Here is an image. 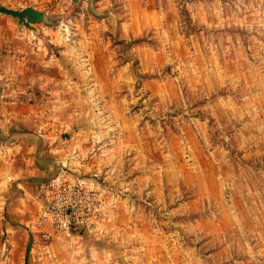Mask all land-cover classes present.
<instances>
[{
	"label": "rangeland",
	"instance_id": "374dc122",
	"mask_svg": "<svg viewBox=\"0 0 264 264\" xmlns=\"http://www.w3.org/2000/svg\"><path fill=\"white\" fill-rule=\"evenodd\" d=\"M0 4L47 16L27 28L0 15L1 80L29 85L51 58L119 73L104 88L116 128L104 97L96 142L121 154L136 144L134 159L85 179L102 212L118 207L102 236L88 233L96 214L77 229L91 235L86 258L97 255L85 264H264V0Z\"/></svg>",
	"mask_w": 264,
	"mask_h": 264
},
{
	"label": "crops",
	"instance_id": "0c3cea01",
	"mask_svg": "<svg viewBox=\"0 0 264 264\" xmlns=\"http://www.w3.org/2000/svg\"><path fill=\"white\" fill-rule=\"evenodd\" d=\"M81 59L69 64L47 59L29 85L0 79V264H85L97 258L96 251L85 256V249L93 248L87 246V232L76 230L72 239L45 241L42 234L52 232V227L38 223L53 178L95 182L102 165H116L123 155L134 159L128 152L136 144H124L121 154L116 141L114 146L96 142L102 137L97 103L104 97L110 103L108 126L116 128V99L112 89L104 88L116 86L119 73L111 78L106 66ZM120 69L125 72L127 66ZM89 102L94 104L91 108ZM113 211L118 207L96 214L88 233L102 236L105 218L110 220ZM125 224L114 228L130 235L131 226Z\"/></svg>",
	"mask_w": 264,
	"mask_h": 264
},
{
	"label": "built area",
	"instance_id": "2783aa9c",
	"mask_svg": "<svg viewBox=\"0 0 264 264\" xmlns=\"http://www.w3.org/2000/svg\"><path fill=\"white\" fill-rule=\"evenodd\" d=\"M48 188V203L41 210L39 224H50L45 241L70 239L78 228H88L95 214L103 209L99 194L83 178H53Z\"/></svg>",
	"mask_w": 264,
	"mask_h": 264
},
{
	"label": "water",
	"instance_id": "95a60500",
	"mask_svg": "<svg viewBox=\"0 0 264 264\" xmlns=\"http://www.w3.org/2000/svg\"><path fill=\"white\" fill-rule=\"evenodd\" d=\"M0 15H6L17 20L19 25L32 28L35 23L47 22L46 13L32 6L23 9H13L0 4Z\"/></svg>",
	"mask_w": 264,
	"mask_h": 264
}]
</instances>
